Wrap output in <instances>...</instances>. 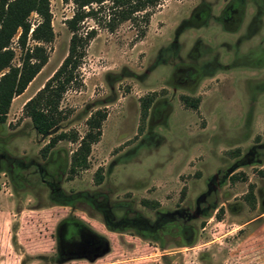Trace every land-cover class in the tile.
Returning <instances> with one entry per match:
<instances>
[{"label":"rangeland","instance_id":"rangeland-1","mask_svg":"<svg viewBox=\"0 0 264 264\" xmlns=\"http://www.w3.org/2000/svg\"><path fill=\"white\" fill-rule=\"evenodd\" d=\"M241 1V28L230 32L223 28L238 20L222 21L227 0H157L145 27L125 21L112 32L87 19L96 34L79 68L81 86L60 100L68 115L57 132L81 137L91 112L106 115L87 168L70 170L78 142L61 140L41 154L48 136L21 111L66 53L72 5L49 0L47 61L0 123V264H264V0ZM201 4L210 10L206 22L189 23ZM231 10L236 17L239 5ZM260 22V34L248 37ZM242 34L241 56L223 46L218 60L184 56L197 38L214 51ZM189 67L204 77L191 97L196 110L176 87L193 83V75L179 78ZM157 102L163 110L151 121ZM72 220L91 235L80 229L85 240L67 247L58 231Z\"/></svg>","mask_w":264,"mask_h":264},{"label":"trees","instance_id":"trees-1","mask_svg":"<svg viewBox=\"0 0 264 264\" xmlns=\"http://www.w3.org/2000/svg\"><path fill=\"white\" fill-rule=\"evenodd\" d=\"M61 1L72 5V13L64 21L69 32L66 53L41 87L22 104L21 111L29 119L37 134L48 136L47 142L40 149L41 154L61 140L78 142L76 149L70 155V170L85 169L87 168L90 146L99 139L105 112L95 109L89 114L85 119L87 130L81 137H78L75 132L70 134L65 131L57 132L58 125L68 115L67 112L59 108L60 100L68 89L81 86L79 68L85 57L88 43L96 34L94 27H87L84 23L90 19L96 26L109 32L125 21H130L135 25L142 23L145 27L152 13L151 9L157 5V0ZM105 1L109 3L107 7L103 5ZM31 13L37 16V21L32 24L29 21ZM15 35V45L20 51L18 65L12 64L14 51L11 43ZM143 35L144 30L142 29L140 36ZM52 40L49 0H0V123L5 121L12 98L22 93L46 63L47 45ZM149 103V99L141 100V119H143ZM188 107L196 109L195 103ZM99 179L100 176H98ZM81 194L86 196L82 192ZM75 195L80 194L62 196L60 200L63 202L60 204L65 205L64 201ZM87 197L92 198V196ZM105 224L112 229L108 223ZM80 229L88 231L84 226H77L75 220L65 221L61 231L60 229L58 231L60 243L67 247H76V244H80L81 239L85 240L84 230ZM88 233L90 232L88 231Z\"/></svg>","mask_w":264,"mask_h":264},{"label":"flooded vegetation","instance_id":"flooded-vegetation-1","mask_svg":"<svg viewBox=\"0 0 264 264\" xmlns=\"http://www.w3.org/2000/svg\"><path fill=\"white\" fill-rule=\"evenodd\" d=\"M241 4V5H240ZM236 5H239V11L237 12L236 17L233 18L232 12L234 7H236ZM206 8H204L203 4H201L199 6V8H197L193 14L191 15V18L189 20V23H193L194 25H198L201 26L200 24H202V26L204 25V23L206 22L207 16L208 14H210V10L206 13ZM256 11V10H255ZM221 12V16H222V21L225 22L227 20H232L237 18V22L235 23V25H231L229 27L223 28L224 31H228L230 32L231 30H237V28L240 26L241 28V23H242V19L244 17V13H245V2H238V0H227V2L225 3V6L220 10ZM241 21V22H240ZM262 23H256L255 24V28H253L250 33L249 36H256L260 34V30L262 28ZM239 28V29H240ZM245 32V29H244ZM246 34V33H245ZM239 36V35H238ZM237 36V37H238ZM244 34H242L241 36H239V40L237 43L234 44H229L228 42L225 41H218L219 43L217 44V49H215L214 51H212L211 49H208L209 45L207 43H201L200 41L198 42V40H200L199 38H197L196 40H194L195 42L193 44L190 45V47L186 50L185 55L190 61H195V60H200L202 58H205L206 56H212L213 58H217V60L219 59V51L218 48L220 46H223L225 48H227L229 51L230 55H233V57L236 56H241L244 53H242L240 51L239 46H241V37H243ZM264 42V40H263ZM240 44V45H239ZM201 45V46H200ZM263 47V51H264V45ZM222 49V48H221ZM188 51V52H187ZM258 66L264 67V62L259 64ZM213 73V71L210 73V75ZM214 74V73H213ZM212 74V75H213ZM193 75V83L185 88L184 85L178 84L176 85V87H178L179 89L182 90L181 94L179 95L180 97V102L185 105V103L188 104V106H190V104L197 103V99L196 98H191L193 97L192 95H194V93H196V90H198V88H201L203 86H200V82L201 80L204 78L203 75L199 72L198 69L196 68H187L186 70L182 71V74L179 76V78L181 79V82H183L184 80L188 79L187 77L190 78V76ZM214 76V75H213ZM182 87V88H181ZM206 87V85L204 86ZM208 88V87H207ZM215 94H213V92L211 93L210 96L207 97V106H212V103H214V96ZM162 104L160 103H155L152 104L151 110H150V119L151 121H154L153 119H159L161 112L163 109L162 108ZM191 108V107H189ZM161 109V110H160ZM192 109V108H191ZM197 109V106H196ZM196 109H192V110H196ZM157 119V120H158Z\"/></svg>","mask_w":264,"mask_h":264}]
</instances>
